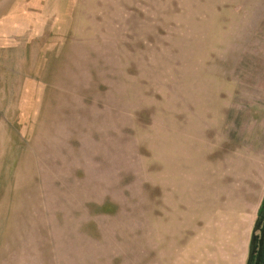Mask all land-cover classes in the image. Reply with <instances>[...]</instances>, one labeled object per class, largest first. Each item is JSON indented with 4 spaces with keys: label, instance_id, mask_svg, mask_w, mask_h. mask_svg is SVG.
Listing matches in <instances>:
<instances>
[{
    "label": "rangeland",
    "instance_id": "rangeland-1",
    "mask_svg": "<svg viewBox=\"0 0 264 264\" xmlns=\"http://www.w3.org/2000/svg\"><path fill=\"white\" fill-rule=\"evenodd\" d=\"M263 198L264 0H0V264H246Z\"/></svg>",
    "mask_w": 264,
    "mask_h": 264
},
{
    "label": "flooded vegetation",
    "instance_id": "flooded-vegetation-1",
    "mask_svg": "<svg viewBox=\"0 0 264 264\" xmlns=\"http://www.w3.org/2000/svg\"><path fill=\"white\" fill-rule=\"evenodd\" d=\"M246 264H264V198L251 230Z\"/></svg>",
    "mask_w": 264,
    "mask_h": 264
},
{
    "label": "crops",
    "instance_id": "crops-1",
    "mask_svg": "<svg viewBox=\"0 0 264 264\" xmlns=\"http://www.w3.org/2000/svg\"><path fill=\"white\" fill-rule=\"evenodd\" d=\"M16 201H17L16 198H14V200H13V199L11 200V203H9V208H8V210L11 209L13 205H16ZM1 209H2V206H1V204H0V216H4V215L11 216L9 211H8V213L6 214L5 209H4L3 211H2ZM249 240H250V239H249ZM248 250H249V242H248L247 256H248ZM246 262H247V261H246Z\"/></svg>",
    "mask_w": 264,
    "mask_h": 264
}]
</instances>
